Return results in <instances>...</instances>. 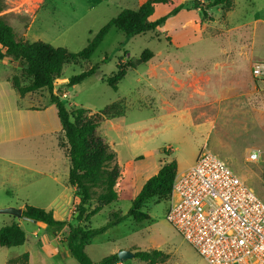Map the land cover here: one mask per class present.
Listing matches in <instances>:
<instances>
[{
	"label": "rangeland",
	"instance_id": "1",
	"mask_svg": "<svg viewBox=\"0 0 264 264\" xmlns=\"http://www.w3.org/2000/svg\"><path fill=\"white\" fill-rule=\"evenodd\" d=\"M145 1L4 0L0 17L12 27L17 39L40 40L77 53L122 9L136 10ZM170 1L155 5L150 20L165 17V21L153 31L127 39L110 29L89 60L64 66L53 82V93L68 109L81 107L97 113L113 104L111 112L116 116L103 121L97 132L116 153L120 176L135 172V194L162 163L174 160L180 173L207 149L264 202V87L251 76L252 66L264 61V0H233L230 9L210 7L205 19L194 2L213 0ZM175 8L179 10L172 13ZM144 50L152 52V59L129 69L117 90L111 89L105 79L116 71L119 60L126 64ZM23 67L22 62L4 56L0 81L10 74L17 76L22 86L28 85ZM90 68H95L94 74L77 85H67L71 76ZM37 94L48 96L45 89ZM169 104L182 111L186 119L171 112ZM255 149L262 154L250 162L247 156ZM26 152L24 148L17 151ZM5 195L12 192L0 190V197ZM128 197L127 189L120 191L119 199L94 215L89 226L105 225L113 213L126 214L131 205ZM166 208V201H149L141 209L147 215L145 220L136 222L126 217L92 238L85 252L94 263L127 249L132 253L159 250L163 256L157 264H209L167 222ZM8 216L12 215L0 213V227ZM12 218L25 230L31 226ZM71 218L67 221L76 224ZM59 232L65 242L67 228ZM18 254L14 251L10 255ZM23 261L14 264H29ZM32 264L78 263L70 255L40 254ZM118 264L146 263L134 257Z\"/></svg>",
	"mask_w": 264,
	"mask_h": 264
},
{
	"label": "trees",
	"instance_id": "2",
	"mask_svg": "<svg viewBox=\"0 0 264 264\" xmlns=\"http://www.w3.org/2000/svg\"><path fill=\"white\" fill-rule=\"evenodd\" d=\"M170 2V0H146L136 10L122 9L77 53H71L65 47H54L40 40L28 42L17 39L12 27L0 17V60L4 56H9L22 62L24 66L22 75L30 80L29 84L22 86L17 76L11 78V85L20 97L43 89L48 92L61 127L62 139L59 146L64 149L69 162L68 185L74 189L75 196L78 198L71 215V220L76 224L67 220H57L51 210L31 205H24L21 216L34 222L44 223L56 233L64 227L67 228L64 241L70 256L78 264L119 263L117 254L105 256L94 263L85 252V246L92 238L104 233L110 226L122 222L126 217H132L136 222L145 220L147 215L141 209L146 203L153 200L156 202L167 200L177 173V164L174 160L162 163L157 173L148 178L141 190L131 199V205L126 214L113 213L105 225L91 228L90 219L118 199L115 187L120 177V168L116 153L97 132L100 124L107 118L115 117L116 113L111 112L113 104L97 113L81 107L68 109L53 93V82L61 76L66 64L89 60L110 29L120 31L128 39L159 27L165 21V17L156 21L150 20L154 7L156 4ZM215 6L230 9L233 6V0H213L207 4L194 2V7L203 13V19L208 17V8ZM3 8L4 0H0V12ZM178 10L175 8L172 13ZM152 57L151 51L144 50L138 58L128 60L126 64H122L120 59L116 71L105 79L106 84L111 89L117 90L118 83L129 69H135L140 64L147 63ZM94 72L95 68H90L73 75L68 79L67 85H77ZM82 223H85V226ZM24 241L25 234L16 223L0 227V247H17ZM162 256L159 250H136L134 253L136 259L146 264H157ZM28 259L29 255L24 253L9 260L7 264H14L21 260L27 262Z\"/></svg>",
	"mask_w": 264,
	"mask_h": 264
},
{
	"label": "crops",
	"instance_id": "3",
	"mask_svg": "<svg viewBox=\"0 0 264 264\" xmlns=\"http://www.w3.org/2000/svg\"><path fill=\"white\" fill-rule=\"evenodd\" d=\"M11 78L9 74L0 81V190H10L12 195L0 197V208L22 210L24 205H31L51 210L57 220H67L78 198L68 185L69 162L64 149L59 146L62 132L54 105L50 102L49 94H37L42 90L20 97L11 85ZM169 106L171 112L181 113L180 117L186 119L182 111ZM21 148L28 149V152L17 153ZM119 181L122 182L120 190ZM115 189L118 199L120 191L127 189L131 201L136 195L135 172L122 173ZM16 200L22 203L18 205ZM22 220L30 223V228L23 229L12 216L1 221L2 226L16 223L24 232L25 241L17 247H0V264H7L24 253L29 255V264L36 261L40 254L51 257L57 254L65 258L70 255L59 235L61 232L56 233L41 222ZM14 251L19 253L16 257L10 255Z\"/></svg>",
	"mask_w": 264,
	"mask_h": 264
},
{
	"label": "built area",
	"instance_id": "4",
	"mask_svg": "<svg viewBox=\"0 0 264 264\" xmlns=\"http://www.w3.org/2000/svg\"><path fill=\"white\" fill-rule=\"evenodd\" d=\"M251 76L264 87V61ZM166 202L167 222L209 264H264V202L217 154L204 149L176 173Z\"/></svg>",
	"mask_w": 264,
	"mask_h": 264
},
{
	"label": "water",
	"instance_id": "5",
	"mask_svg": "<svg viewBox=\"0 0 264 264\" xmlns=\"http://www.w3.org/2000/svg\"><path fill=\"white\" fill-rule=\"evenodd\" d=\"M21 212H22V210L20 208H13V207H6V208L0 209V213L9 214V215L15 216L17 218H22L24 220L34 222L33 220L26 219V218L22 217ZM75 216H76V214H75ZM117 257H118L119 262H123L127 259L134 258V253H132L129 250L124 249V250H120L119 252H117Z\"/></svg>",
	"mask_w": 264,
	"mask_h": 264
}]
</instances>
